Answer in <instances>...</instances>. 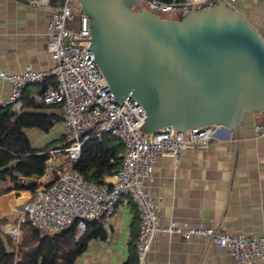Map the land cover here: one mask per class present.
I'll return each instance as SVG.
<instances>
[{
    "label": "built area",
    "instance_id": "obj_1",
    "mask_svg": "<svg viewBox=\"0 0 264 264\" xmlns=\"http://www.w3.org/2000/svg\"><path fill=\"white\" fill-rule=\"evenodd\" d=\"M148 10L181 13L207 10L226 5L238 12L237 0H174L162 3L145 0ZM31 7H51V0H27ZM239 13V12H238ZM79 16L80 28L72 27ZM48 50L55 66L47 71L28 68L21 73L0 71V78L8 81L11 97L2 104L16 113L24 110V92L28 86H45L43 93L33 100L38 104H61V124L65 149L52 151L45 175L46 180L36 193L16 210V221L0 226L11 235L14 244L22 239L25 227H35L47 233L58 232L76 225L75 238L86 232V222L105 219L107 242H114L110 220L115 215L122 197H130L138 211L136 250L138 264H144L157 238L174 237L183 241H203L205 245L226 249L233 264H259L264 260V235L229 233L216 228L171 220L163 223L160 206L151 195L149 185L154 166L159 158L170 157L178 168L181 155L188 149H208L222 127L212 125L180 132L173 127L153 134H144L142 127L146 111L132 96L122 101L108 85L91 51L92 21L81 10L77 0H64L54 7L48 22ZM117 138L125 147L123 162L111 180L102 184L87 181L73 169L85 144L92 138ZM255 139L264 137V126L254 127ZM63 157L69 166L59 163ZM56 173V178L52 175ZM39 183V181H38Z\"/></svg>",
    "mask_w": 264,
    "mask_h": 264
},
{
    "label": "crops",
    "instance_id": "obj_2",
    "mask_svg": "<svg viewBox=\"0 0 264 264\" xmlns=\"http://www.w3.org/2000/svg\"><path fill=\"white\" fill-rule=\"evenodd\" d=\"M54 7L59 6L51 3V7H31L27 0H0V71H47L55 66L48 50V22ZM236 8L264 39V0H237ZM79 28L78 23L75 29ZM43 90L40 85L28 86L25 96L33 99ZM10 97V84L0 78V106ZM256 125L264 126L263 112L246 115L237 132L223 129L208 149L184 151L178 168L170 157L158 159L149 189L160 206L163 223L176 220L223 232L264 235V137L255 139ZM25 132L35 149L64 138L61 122L49 134L38 129ZM52 178H56V173ZM107 179L110 181L111 177ZM38 181L40 185L46 182L44 178ZM31 194L13 191L2 196L0 220L14 222L16 210ZM110 226L114 242L92 240L75 264H138V214L130 197L121 198ZM233 262L224 248L199 240L160 237L144 264ZM259 264H264V260Z\"/></svg>",
    "mask_w": 264,
    "mask_h": 264
},
{
    "label": "water",
    "instance_id": "obj_3",
    "mask_svg": "<svg viewBox=\"0 0 264 264\" xmlns=\"http://www.w3.org/2000/svg\"><path fill=\"white\" fill-rule=\"evenodd\" d=\"M92 21L90 49L118 101L146 111L144 134L220 126L264 113V39L226 5L162 18L141 0H77Z\"/></svg>",
    "mask_w": 264,
    "mask_h": 264
},
{
    "label": "trees",
    "instance_id": "obj_4",
    "mask_svg": "<svg viewBox=\"0 0 264 264\" xmlns=\"http://www.w3.org/2000/svg\"><path fill=\"white\" fill-rule=\"evenodd\" d=\"M157 1L171 3L174 0ZM51 3L62 6L64 0H51ZM143 3L149 9L146 1ZM154 13L164 18L165 13ZM173 14L174 20H181L183 16L181 13ZM54 84V80L48 83ZM48 85L43 86L42 93ZM24 100L25 106L21 113L0 106V198L13 191L36 193L39 189L38 180L45 175L53 156L51 152L67 146L64 136L60 144L50 143L42 149L33 148L25 131L38 129L49 134L61 122L62 105L38 104L25 96V92ZM124 148L115 137L105 136L102 140L92 138L83 147L73 169L87 181L102 184L121 168ZM6 223L7 219L0 220V226ZM104 224V218L87 221L86 232L79 240L75 238L76 225L54 233L30 227L18 244H14L11 235L0 230V264H75L92 240L107 238Z\"/></svg>",
    "mask_w": 264,
    "mask_h": 264
},
{
    "label": "rangeland",
    "instance_id": "obj_5",
    "mask_svg": "<svg viewBox=\"0 0 264 264\" xmlns=\"http://www.w3.org/2000/svg\"><path fill=\"white\" fill-rule=\"evenodd\" d=\"M141 1L143 2V1H145V0H141ZM163 17H164V18H168V19H174V18H175V15H174L173 13H165V14H163ZM80 21H81L80 17L77 16L75 22L73 23V27L75 28V26H76L78 23H79V25H80ZM124 150H125V148H124ZM124 152H125V151H124ZM58 158H59V163L65 165V166H69V163H68L63 157L60 156V157H58ZM26 229H28V228L26 227V228L23 229L22 239H23V236L27 233ZM22 239H21V241H22ZM21 241H20V242H21ZM20 242H19V243H20Z\"/></svg>",
    "mask_w": 264,
    "mask_h": 264
},
{
    "label": "bare ground",
    "instance_id": "obj_6",
    "mask_svg": "<svg viewBox=\"0 0 264 264\" xmlns=\"http://www.w3.org/2000/svg\"><path fill=\"white\" fill-rule=\"evenodd\" d=\"M81 7V6H80ZM82 10V9H81ZM76 20V19H75Z\"/></svg>",
    "mask_w": 264,
    "mask_h": 264
}]
</instances>
